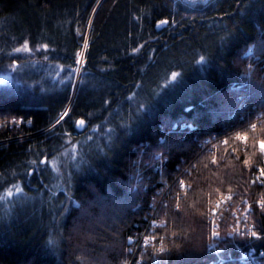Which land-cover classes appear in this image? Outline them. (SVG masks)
Instances as JSON below:
<instances>
[{
	"label": "trees",
	"instance_id": "1",
	"mask_svg": "<svg viewBox=\"0 0 264 264\" xmlns=\"http://www.w3.org/2000/svg\"><path fill=\"white\" fill-rule=\"evenodd\" d=\"M1 70L0 264H121L157 188L138 264H252L226 231L264 193V0H0Z\"/></svg>",
	"mask_w": 264,
	"mask_h": 264
},
{
	"label": "built area",
	"instance_id": "2",
	"mask_svg": "<svg viewBox=\"0 0 264 264\" xmlns=\"http://www.w3.org/2000/svg\"><path fill=\"white\" fill-rule=\"evenodd\" d=\"M254 121L260 122L262 126L263 135L261 138L256 140V150L259 153L260 161L257 165H255L254 169L251 171L250 177L252 182L256 184L264 183V175H261V170L264 169V150H261L260 144L264 142V112H257L254 114ZM16 123L20 122L18 118L15 120ZM7 124V123H6ZM5 123L0 122V128H5ZM240 138V146L242 147L245 141L244 137ZM197 145L200 150L210 151L213 146H216V141L210 139V137H205L201 141H197ZM219 143H222L219 140ZM156 165L155 167H157ZM180 181L178 184L180 185ZM167 186V185H166ZM163 192H160V189L157 188L156 194L150 196V201L148 203V212L143 217L144 226L141 230H137L133 235L127 237L126 251L129 254L126 261L121 264H138V255L140 252L146 250L148 246L152 243L153 236L151 232L155 230V227L159 224V220L155 217L153 211L155 208L159 206V204L164 205L166 203V198L163 197ZM156 196V198H155ZM231 196L230 193H226L224 198H218L214 200L213 205L218 206V209L222 207V209H226L227 205L230 203L228 199ZM156 200V201H155ZM262 201H264V193L257 194L255 197L249 198L248 196H243L238 199V204L235 206V209L232 214V220L229 222L228 229L226 231L227 237H234L238 235V239H242L241 243H238V255L239 262L243 263H252V264H264V247L254 246L253 241L261 238V233L256 229L255 223L251 219L252 213L255 210L261 209V212H264V205H262ZM264 214V213H263ZM220 213L216 212V209H211V214L209 216V221H211L212 227H215L214 223L215 219L220 218ZM252 233H256V235H252ZM219 234L213 230L211 232V241L207 243V249L212 250L214 254H218L221 249L216 245V241L214 238H217ZM263 239V238H262ZM218 241V240H217ZM214 263V262H212ZM217 264H221V261L217 260Z\"/></svg>",
	"mask_w": 264,
	"mask_h": 264
},
{
	"label": "rangeland",
	"instance_id": "3",
	"mask_svg": "<svg viewBox=\"0 0 264 264\" xmlns=\"http://www.w3.org/2000/svg\"><path fill=\"white\" fill-rule=\"evenodd\" d=\"M10 80V75L8 71H0V84L5 83L7 81ZM14 120V118L8 119V118H4V119H0V122L2 121L3 123H7V122H12ZM77 122V121H76ZM76 122L74 124H76ZM83 125H81L79 128L76 127V129L80 130L83 129L82 128ZM263 131V130H262ZM52 163V162H50ZM18 192V186H14L8 190H6L5 192L2 193L1 195V199L3 201L10 199L12 196L16 195V193ZM90 205L88 204V207Z\"/></svg>",
	"mask_w": 264,
	"mask_h": 264
},
{
	"label": "water",
	"instance_id": "4",
	"mask_svg": "<svg viewBox=\"0 0 264 264\" xmlns=\"http://www.w3.org/2000/svg\"><path fill=\"white\" fill-rule=\"evenodd\" d=\"M181 1L184 2V3L194 4V3H201V2H204L206 0H181ZM80 121H82V120H78L76 122L75 127L79 128L81 126Z\"/></svg>",
	"mask_w": 264,
	"mask_h": 264
},
{
	"label": "snow or ice",
	"instance_id": "5",
	"mask_svg": "<svg viewBox=\"0 0 264 264\" xmlns=\"http://www.w3.org/2000/svg\"><path fill=\"white\" fill-rule=\"evenodd\" d=\"M161 23H165V21H161ZM80 123L83 124V121H80ZM260 147H261V150H264V142H261ZM261 175H264V169L261 170ZM261 203L262 205H264V201H262ZM252 235H256V233H252Z\"/></svg>",
	"mask_w": 264,
	"mask_h": 264
}]
</instances>
